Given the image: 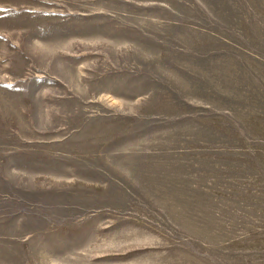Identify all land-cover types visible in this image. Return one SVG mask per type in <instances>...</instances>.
<instances>
[{
	"label": "rangeland",
	"instance_id": "rangeland-1",
	"mask_svg": "<svg viewBox=\"0 0 264 264\" xmlns=\"http://www.w3.org/2000/svg\"><path fill=\"white\" fill-rule=\"evenodd\" d=\"M0 264H264V0H0Z\"/></svg>",
	"mask_w": 264,
	"mask_h": 264
}]
</instances>
